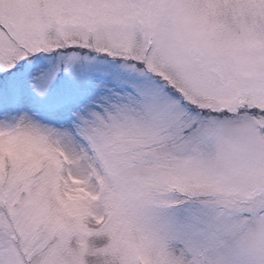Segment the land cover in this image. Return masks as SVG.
Returning a JSON list of instances; mask_svg holds the SVG:
<instances>
[{
	"label": "snow or ice",
	"instance_id": "1",
	"mask_svg": "<svg viewBox=\"0 0 264 264\" xmlns=\"http://www.w3.org/2000/svg\"><path fill=\"white\" fill-rule=\"evenodd\" d=\"M0 264H264V0H0Z\"/></svg>",
	"mask_w": 264,
	"mask_h": 264
}]
</instances>
